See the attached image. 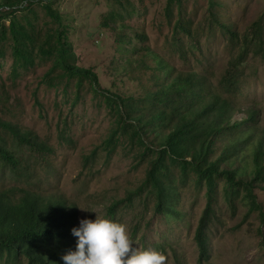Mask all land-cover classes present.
<instances>
[{
  "label": "trees",
  "instance_id": "1",
  "mask_svg": "<svg viewBox=\"0 0 264 264\" xmlns=\"http://www.w3.org/2000/svg\"><path fill=\"white\" fill-rule=\"evenodd\" d=\"M107 2L112 9L105 14V25L117 29L116 42L130 54L122 71H143L137 77L141 93L105 89L93 67L75 63L70 37L73 22L62 9V0H0V79L2 61L8 55L13 83L23 73L49 65L42 84L57 90L64 87L65 97L75 89V103L89 88L93 100L100 98L111 109L112 131L85 157V166L100 149L111 156L120 138L127 147H138L139 160L150 156L145 183L122 202V208L135 206L137 196L143 198L150 187L155 197L148 199L154 197L156 212L168 221L180 220L185 214L183 186L192 177L205 187L207 205L195 236L201 264L212 262L209 230L221 197L235 212L247 206V219L257 214L264 238V122L259 104L242 102L246 67L251 60L264 58V11L245 30L230 17L224 18L223 0H207L209 24L195 20L199 0H166L163 13L172 27L166 49L183 61L177 66L149 43L146 30L129 22L144 13L134 0ZM200 29L212 37L220 29L228 42L229 66L217 81L210 76L207 57L194 58L198 50L203 51ZM8 102L7 94L0 108V177L10 171L15 182L30 185L0 186V264H64L62 256L76 250L78 238L72 229L80 226L79 205L48 196L31 184L34 170L40 162H49L55 148L48 139L5 118ZM122 203L109 208L108 216L114 221ZM139 231L136 227L134 240L148 244L136 238ZM161 245L160 250L166 251L165 243Z\"/></svg>",
  "mask_w": 264,
  "mask_h": 264
},
{
  "label": "rangeland",
  "instance_id": "2",
  "mask_svg": "<svg viewBox=\"0 0 264 264\" xmlns=\"http://www.w3.org/2000/svg\"><path fill=\"white\" fill-rule=\"evenodd\" d=\"M107 1L62 0V9L71 15L73 22L70 37L75 63L93 67L105 89L137 95L142 91L137 77L143 71H122L130 54L116 42L117 29L105 25V14L112 9ZM134 1L144 13L135 15L129 22L138 30H146L149 43L161 53L169 55L167 57L171 62L182 66L183 61L178 54L166 49L172 33V27L166 23L163 13L166 0ZM223 1L224 18L230 17L242 29L252 25L264 11V0ZM206 3L207 0H199L197 4V24L210 23ZM198 34L203 51L198 50L194 58L207 57L211 66L210 76L217 81L229 66L231 53L228 42L220 29L214 37L204 29H200ZM190 55L193 57L192 53ZM9 60L8 55V59L2 61L4 69L1 70L0 79V108L7 94L9 101L5 118L48 139L55 148L49 162H40L37 170H34L31 184L48 196L76 202L83 209H80V221L94 220L96 213L113 220L108 216L109 208L116 203L126 202L130 194L140 190L147 177L150 156L139 160L138 147H127L125 140L120 138L111 156L100 149L97 157L85 166V157L101 146L112 131L115 117L110 113L111 109L100 98L93 100L89 88L81 93L82 96L75 103V89L69 90L68 97H65L64 87L57 90L42 84L49 65H40L25 72L13 83L9 79L12 62ZM117 60L120 65H116ZM246 73L248 77L243 84L246 93L242 102L259 104L264 122V58L251 60ZM66 122L67 127L64 126ZM63 131L67 132V136L63 135ZM9 172L4 178L0 177V186L29 184L26 181L18 184ZM149 195L155 197L150 187L142 193L143 198L138 199L137 196L135 206L122 208L125 204H120L117 222L127 225L132 247L160 251L167 257L166 264H201L200 247L195 236L207 205L206 188L200 187L191 177L180 190L184 217L172 221L163 219L156 212L155 199L153 196L148 199ZM143 201L148 203V208ZM248 210L247 206L241 205L235 212L224 197L220 198L216 217L209 230L213 253L210 264H264V238L259 232L261 220L257 214L247 219ZM136 227L140 228L136 238L148 244L134 240ZM161 243H165L166 251L160 250L159 246H163ZM23 264L26 262L23 261Z\"/></svg>",
  "mask_w": 264,
  "mask_h": 264
},
{
  "label": "clouds",
  "instance_id": "3",
  "mask_svg": "<svg viewBox=\"0 0 264 264\" xmlns=\"http://www.w3.org/2000/svg\"><path fill=\"white\" fill-rule=\"evenodd\" d=\"M81 209V208H80ZM83 210V209H81ZM76 250L62 256L64 264H166L167 257L154 249L133 248L127 225L97 214L82 219L72 229Z\"/></svg>",
  "mask_w": 264,
  "mask_h": 264
}]
</instances>
